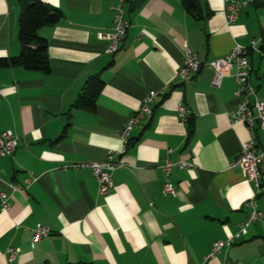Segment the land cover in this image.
I'll return each instance as SVG.
<instances>
[{
  "label": "crops",
  "instance_id": "crops-1",
  "mask_svg": "<svg viewBox=\"0 0 264 264\" xmlns=\"http://www.w3.org/2000/svg\"><path fill=\"white\" fill-rule=\"evenodd\" d=\"M40 1L63 13L38 30L48 44L50 72L0 69V133L19 138L12 154L0 158V188L10 197L9 210L0 211V264H264V165L256 198L262 218L207 258L213 242L237 233L254 188L230 168L249 137L244 124L228 122L239 102L237 84L226 77L212 87L213 71L205 66L234 44L261 38L264 0H238L249 3L230 26L222 0H197L196 17L182 0H123L128 28L114 54L104 52L107 42L97 33L112 30L120 0ZM19 5L0 0V59L20 52ZM187 51L204 66L182 81L177 73ZM248 59V84L264 101V60L255 52ZM93 75L104 83L95 111L71 108ZM150 92H159L152 114L131 131L125 154L113 157L120 164L114 187L100 196L90 169L71 166L118 152L119 130ZM179 104L189 112L187 123L178 118ZM256 147L264 148L259 131ZM166 158L191 165L171 168L174 196L161 194ZM37 224L50 234L32 243ZM9 247L19 250L10 263Z\"/></svg>",
  "mask_w": 264,
  "mask_h": 264
},
{
  "label": "built area",
  "instance_id": "built-area-1",
  "mask_svg": "<svg viewBox=\"0 0 264 264\" xmlns=\"http://www.w3.org/2000/svg\"><path fill=\"white\" fill-rule=\"evenodd\" d=\"M224 3V22L226 26L232 25L243 7L249 2H239L238 0H222ZM123 0H120V4L113 9V28L110 32L97 33V39L100 41H106L107 46L104 50L106 54H114L120 48L122 41L125 38L128 24L124 19V10L122 8ZM250 52L257 53L264 60V34L258 41L251 40L246 46L240 44H234L230 52L220 58H216L211 62L205 64L213 71V77L211 80V86L218 88L222 80L226 77H232L237 84V91L235 96L239 99L236 107L229 112V124L232 126L237 123L245 125L248 132V140L241 146L240 154L235 158L230 168L241 172L246 180L252 184L254 193L252 197L244 204L247 210V216L245 221L239 224V229L236 234L229 237L224 241H215L211 245L210 252L207 258H213L223 249L228 248L232 243L241 238L247 228L262 218V212L258 209L257 196L261 193V174L259 170L260 165H264V148L257 149L256 147V131H259L261 137L264 140V101H259L255 98V91L248 84V78L250 75V62L248 55ZM204 64H201L194 52L187 51L184 61L179 68L177 76L182 81L190 79L191 75L199 73ZM159 93V92H158ZM156 92L148 93L140 103L139 109L131 115L125 122L124 126L119 130L120 138V150L118 152H108L106 160L103 162H94L89 164L73 165L71 168L87 167L90 169L96 183L97 193L100 196H106L114 187L113 185V173L120 166L119 163L113 161L115 155L125 154L129 142L131 131L140 124V122L146 117L152 114L154 107V98L158 95ZM251 96L254 98L252 105H248L241 99V96ZM177 115L182 123H185L189 112L183 105L177 106ZM19 138L10 130H6L0 133V158L9 156L18 146ZM171 153V150H167V155ZM172 167L178 169H185L191 167L186 162H172L168 158L164 160V164L161 166L164 174V182L162 185L161 194L163 196L175 195L173 185L169 180V173ZM32 181L28 178L25 183L29 184ZM12 190L16 188L11 187ZM10 197L0 188V211L6 212L10 208ZM50 234V230L41 224H37L33 230L31 237L32 243L37 242L43 238H46ZM18 249L15 247H9L7 250V260L12 262L18 254ZM206 258V259H207ZM223 264H239L235 262H225Z\"/></svg>",
  "mask_w": 264,
  "mask_h": 264
},
{
  "label": "trees",
  "instance_id": "trees-1",
  "mask_svg": "<svg viewBox=\"0 0 264 264\" xmlns=\"http://www.w3.org/2000/svg\"><path fill=\"white\" fill-rule=\"evenodd\" d=\"M184 9L196 17L200 15V9L197 0H182ZM18 17V43L20 52L16 57L0 59V69L8 67H22L28 71H38L48 74L50 72V63L47 54V41L38 35V30L45 26L57 24L63 17V13L52 6L44 4L40 0H19ZM200 19L201 16H200ZM103 81L99 75H93L87 78L82 89L77 95L71 108L86 112H94L96 109V100L103 88ZM188 119L186 120L187 123ZM66 128L55 140L56 142L63 138ZM188 138L192 135V128L187 125Z\"/></svg>",
  "mask_w": 264,
  "mask_h": 264
}]
</instances>
